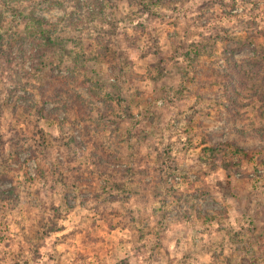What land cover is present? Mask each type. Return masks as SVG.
<instances>
[{"label":"rangeland","instance_id":"1","mask_svg":"<svg viewBox=\"0 0 264 264\" xmlns=\"http://www.w3.org/2000/svg\"><path fill=\"white\" fill-rule=\"evenodd\" d=\"M0 36V264H264V0H4Z\"/></svg>","mask_w":264,"mask_h":264},{"label":"trees","instance_id":"2","mask_svg":"<svg viewBox=\"0 0 264 264\" xmlns=\"http://www.w3.org/2000/svg\"><path fill=\"white\" fill-rule=\"evenodd\" d=\"M0 1L4 3V0H0ZM24 16L25 15H23V17ZM25 21H29V22H32V24H34L36 30L39 31V36L42 39V43H44L45 40L43 36L47 38V34L49 35L51 32V31L50 32L48 31L47 29L48 26H46L49 24H46L43 18L34 15V13H29L28 15H26ZM28 37H30V41L32 43L33 41H37L34 34L32 33L29 34ZM2 42H3V39L0 36V48H1ZM32 46L34 45L32 44ZM7 48H10V44H7ZM226 58L227 60H231V55L227 54ZM224 91H226L225 88H224ZM202 150L204 151L203 157L206 158V163L209 165L210 168H213L214 166L218 165L225 171L227 170V167H228V160L224 159V156L228 155V152L233 155L237 154L239 157L246 159V160L250 159V156H248V154L245 151L236 147L234 144L228 143V142H225L224 149H221L219 147H215L214 145H212V146L203 147Z\"/></svg>","mask_w":264,"mask_h":264}]
</instances>
